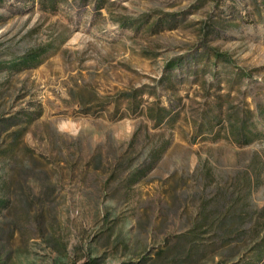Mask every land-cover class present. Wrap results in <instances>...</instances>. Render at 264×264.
Returning a JSON list of instances; mask_svg holds the SVG:
<instances>
[{
  "label": "rangeland",
  "instance_id": "obj_1",
  "mask_svg": "<svg viewBox=\"0 0 264 264\" xmlns=\"http://www.w3.org/2000/svg\"><path fill=\"white\" fill-rule=\"evenodd\" d=\"M0 264H264V0H0Z\"/></svg>",
  "mask_w": 264,
  "mask_h": 264
},
{
  "label": "trees",
  "instance_id": "obj_2",
  "mask_svg": "<svg viewBox=\"0 0 264 264\" xmlns=\"http://www.w3.org/2000/svg\"><path fill=\"white\" fill-rule=\"evenodd\" d=\"M212 25H214V24H212ZM214 26H215V25H214ZM203 27H204V30H205V31L208 30V29L210 28V27H208V26H206V25H203ZM42 49H43V47H38V49H35V50H33V51H31V52L25 54V56H23V57L21 58V60L25 61L26 63H29V62H31V61L34 59V61L36 62V60L38 59V56H39V54L41 53V50H42ZM213 53H214L217 57H221V58H223V59H228V56L226 55L225 52L217 51V50H213ZM173 61H174L173 59L168 60L167 63H166V65H167V66L171 65ZM157 118L160 119L161 116L158 115Z\"/></svg>",
  "mask_w": 264,
  "mask_h": 264
}]
</instances>
